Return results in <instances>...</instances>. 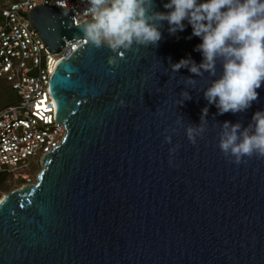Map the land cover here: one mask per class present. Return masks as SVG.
<instances>
[{
    "label": "water",
    "instance_id": "1",
    "mask_svg": "<svg viewBox=\"0 0 264 264\" xmlns=\"http://www.w3.org/2000/svg\"><path fill=\"white\" fill-rule=\"evenodd\" d=\"M72 16L39 5L26 19L58 53L82 39ZM160 31L156 46L120 50L113 66L115 53L87 42L56 64L49 91L65 134L36 182L0 199V264H264V157L235 164L218 147L224 121L246 127L264 109V83L246 111L219 115L203 97L212 77L170 69L200 63V39L190 26ZM182 91L191 99L181 103ZM206 106L190 143L185 128Z\"/></svg>",
    "mask_w": 264,
    "mask_h": 264
},
{
    "label": "clouds",
    "instance_id": "2",
    "mask_svg": "<svg viewBox=\"0 0 264 264\" xmlns=\"http://www.w3.org/2000/svg\"><path fill=\"white\" fill-rule=\"evenodd\" d=\"M163 7L167 11H155L154 0H88L90 18L79 30L82 39L94 48L103 46L115 53L107 59L113 66L122 58L120 50L127 51L134 44L156 46L164 22L170 35L190 26L191 36L200 39L194 50L202 59L197 64L182 58L170 64L171 72L186 68L196 77L205 73L212 77L203 97L219 115L250 108L264 83V0H167ZM186 83L194 84L195 79L189 77ZM180 96L181 103L191 99L187 91ZM207 112L206 106L201 110L200 124L185 128L190 143L195 144L205 131ZM220 129L218 147L233 163L240 164L242 157L254 153L264 157V109L255 111L246 127L224 121ZM165 142H170L169 136ZM175 149L170 148V154Z\"/></svg>",
    "mask_w": 264,
    "mask_h": 264
},
{
    "label": "built area",
    "instance_id": "3",
    "mask_svg": "<svg viewBox=\"0 0 264 264\" xmlns=\"http://www.w3.org/2000/svg\"><path fill=\"white\" fill-rule=\"evenodd\" d=\"M56 6L72 12L73 25L90 17L88 0H19L0 5V81L17 97L0 110V174L31 184L28 171L61 143L65 129L56 122L49 82L56 64L86 43L65 42L50 53L27 20L36 6ZM27 171V172H26Z\"/></svg>",
    "mask_w": 264,
    "mask_h": 264
},
{
    "label": "rangeland",
    "instance_id": "4",
    "mask_svg": "<svg viewBox=\"0 0 264 264\" xmlns=\"http://www.w3.org/2000/svg\"><path fill=\"white\" fill-rule=\"evenodd\" d=\"M19 0H0V5H7L12 2H16ZM8 86L4 82L0 81V100L6 98V91H8ZM10 96L6 100V104L13 105L17 102V97L15 94L10 90L9 91ZM4 104L0 102V110L4 108ZM41 163L36 164L34 167H32L28 171L29 178L31 179V184L35 183L37 180V176L42 170ZM27 172V171H26ZM25 182L21 180H14L11 177L5 176L3 174H0V199L3 197L4 194L9 193L10 191L19 189L23 186H25Z\"/></svg>",
    "mask_w": 264,
    "mask_h": 264
},
{
    "label": "trees",
    "instance_id": "5",
    "mask_svg": "<svg viewBox=\"0 0 264 264\" xmlns=\"http://www.w3.org/2000/svg\"><path fill=\"white\" fill-rule=\"evenodd\" d=\"M6 84V83H5ZM8 86V85H7ZM8 91H6V98L4 99V101H3V99H1L0 100V102L1 103H3L5 106L4 107H6V106H9V104H6V100H7V98L10 96V93H9V91L11 90L13 93H14V91L8 86ZM15 94V93H14ZM16 96V95H15Z\"/></svg>",
    "mask_w": 264,
    "mask_h": 264
}]
</instances>
